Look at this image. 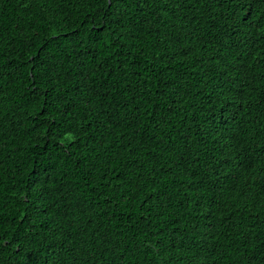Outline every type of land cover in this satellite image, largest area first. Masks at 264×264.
Segmentation results:
<instances>
[{
    "label": "snow or ice",
    "instance_id": "1",
    "mask_svg": "<svg viewBox=\"0 0 264 264\" xmlns=\"http://www.w3.org/2000/svg\"><path fill=\"white\" fill-rule=\"evenodd\" d=\"M15 4L22 12L34 5H39L41 9L45 5L48 8L56 5L66 17L69 4L75 6L77 12L86 8L84 15L91 16L92 23L99 31L89 28L83 32L72 28L74 39L69 45L72 51H68L63 45V40L67 39L65 33L54 31L37 45L34 38L36 33H28L20 24L17 35L22 41H28L29 49L35 47L36 52L22 64L15 65L8 62V52L11 51H6L8 38L0 31V69H4L5 65L8 69L6 72L0 71V251L12 247L13 243L19 248L22 243L20 240L13 242L4 238L7 229L3 227L6 217L2 210L10 199L6 191L9 169L4 166V162L12 158L5 151L8 141L4 132L12 131L8 127L12 122L5 119L8 116L5 98L10 93L4 85L14 79L21 68H28L34 98L29 103H39L40 98L47 95L53 97L56 103L64 105V116L69 127L62 129L60 143L65 145L67 140L64 151L70 162L75 158L73 167L78 171L88 169L90 174L97 170V163L106 160L107 163L100 174L103 178L101 183H93L85 176L83 192L78 185L60 187L59 181L53 179L52 171L56 168L58 174H63L64 169L54 161L48 162L52 167L34 166L31 169L32 182L25 186L23 200L30 210L22 219L26 224L35 225V232L32 241L34 247L28 249L30 255L23 251L18 253L25 259V264H136V260L132 259L136 253L151 260L153 256L163 258L164 252L180 251L178 246L189 235L196 238L184 245L185 254L191 252L193 257L200 259L198 251H203L211 259H218L223 254V249L219 247L223 241L220 240L219 231L214 230L222 231L223 223L216 219L210 204L198 198L200 211L194 212L191 218L177 215L175 213L179 212V208L173 211L175 206L172 204L171 191L178 168L183 169L185 176L190 171L195 172L191 161L207 165L202 170L203 175L196 172L200 182H204L212 170L209 161L215 156V148L212 147L204 155V149H208L209 144L200 133L212 136L219 144L220 133L228 131L221 127H215L214 130L204 128L205 122L212 123L215 120L214 116L208 120L210 110L214 108L211 98L215 91L221 107L227 105L224 107L225 112L228 108L237 109L232 114V120H237L240 113H244L249 118L246 121L249 128L259 127L261 142L256 145L259 151L250 144L246 149L249 159L246 165H240L246 173L251 172L255 176L245 179L247 187L241 190V195L246 200L264 206V126H260L253 115L257 107L264 110V0H15ZM201 9L202 15L207 16L201 28L205 24L207 28L199 35H194L188 24L194 18L200 23L194 14ZM80 22L86 24V21ZM209 36L212 39H207ZM236 36H247L248 39L237 40ZM197 40H206L203 45L206 51L219 45L215 49L216 54L210 55L208 61L195 46ZM52 45L56 47L52 48ZM135 52L139 54L135 56L136 63L133 64L130 58ZM10 58L20 60L16 55ZM142 59L146 63H141ZM189 59L194 64L210 61L217 73V77L212 78V84L208 85L214 86L213 90L204 93L207 103H202L199 108L194 101L190 104L205 117L200 122V130L194 135L177 129L169 113H175V105H183L189 95L198 98L199 94L188 93L176 77H170L165 82L164 77L156 71L158 65L164 71H171L175 64L187 66L185 62ZM145 74L157 80L160 95L152 100L144 95V91L150 97L153 95L147 87L151 81L145 78ZM133 78L136 79L135 83ZM153 103L154 115L145 107ZM48 107L53 105L49 104ZM141 109L152 115L154 123L149 122L145 126ZM73 110L83 112L81 119L86 124L73 126L69 117ZM121 128L126 129L120 132V136L127 143L116 155L127 151L128 156L122 162L112 163L108 158L112 156V149L117 142L105 143V140ZM173 133H178L179 142ZM228 140L237 142V134L233 132L229 135L221 147L227 148ZM81 143L85 147L90 143L92 150L82 156H75L74 150ZM20 150L17 145V151ZM89 157L94 161L91 168ZM224 163L230 164L231 159L226 157ZM111 173L114 176L110 179ZM12 175L17 173L13 172ZM215 179L220 182L218 174ZM188 182L191 184L193 180L189 178ZM88 189L95 193V201L90 194H86ZM105 190H110L107 196ZM57 192L59 197L56 196ZM138 199L139 206L136 204ZM63 201H67L68 207H64ZM188 203L181 201V207L191 211ZM53 204L59 211L52 208ZM102 204L107 207L102 213L97 212L96 209ZM42 205L46 210H42ZM117 208H124L127 217H118L115 214ZM109 209L112 210L111 215ZM203 209H207V212ZM154 211L157 218L168 221L179 231L173 230L165 236L157 228L155 239L146 240L142 239L141 233H129L124 228L125 223L131 229L139 227L138 221L151 222ZM256 218L264 220V215L257 214ZM201 219L204 223H200ZM113 220H119L120 223L113 225ZM169 224H164V228L167 229ZM201 229H204L203 234ZM208 232H213V236L206 248L201 240L207 239ZM143 236L147 237L148 233H143ZM244 255L239 252L236 259ZM261 255L264 256V253ZM168 258L171 259V256ZM244 264H250V261L245 259Z\"/></svg>",
    "mask_w": 264,
    "mask_h": 264
},
{
    "label": "trees",
    "instance_id": "2",
    "mask_svg": "<svg viewBox=\"0 0 264 264\" xmlns=\"http://www.w3.org/2000/svg\"><path fill=\"white\" fill-rule=\"evenodd\" d=\"M66 11L68 12L67 17L60 12L56 5H53L52 8H48L47 5H45L44 9H41L39 5H34L26 12H22L15 4V0H0V31L8 38L6 51L9 49L11 50L8 52V62L13 65L17 63L22 64L28 59L29 55L36 52L35 47L29 49L28 41L26 39L22 41L20 36L17 35L18 26L20 24H23L28 33H36L34 38L37 45L43 43L54 31L65 33L67 39L63 40V45L68 51H72V48L69 47V45H72L74 39L71 32L72 28L83 30V32H87L89 28L97 32L99 31L92 23L91 16L84 15L87 11L86 8L77 12L76 7L69 4L66 7ZM202 13L203 9L194 14L196 18H199L200 23H197V20L194 18L191 23L188 24V28L191 29L194 35H199L207 28L206 24L204 28H201V24H204V21L207 19L206 14L202 15ZM80 21H86V24ZM207 39H212V37L209 36ZM236 39L247 40L248 37L236 36ZM146 42L147 41H145V43ZM188 43H193V41H188ZM204 44H206V40L195 41V46L199 49L204 59L208 61L210 55L216 54L215 49L218 48L219 45L206 51L203 47ZM51 47L55 48L56 46L52 45ZM140 47H142V45H140ZM241 47L243 48V46ZM138 54V52H135L133 57L130 58L133 64L136 63L135 56ZM13 55L19 56L20 60H11L10 57ZM239 58L240 50H238L237 60H239ZM243 59H247V57H243ZM141 63L146 62L142 59ZM185 63L187 66H181L179 64L172 65L171 71H164L162 67L158 65L156 71L158 75L164 77L165 82H167L170 77H176L178 81L184 84L188 93L199 94L198 98L189 95L183 105L180 103L175 105L177 109L175 113H169L177 129L184 133L191 132L194 135L200 130V122L204 121L205 117L190 107V104L194 101L196 107L199 108L202 103H207V98L204 93L213 90L214 86L208 87V85L212 84V78L217 77V73L210 61L204 64H194L193 60L189 59ZM126 67H128V65H126ZM129 70L131 71L132 69L130 68ZM0 71H8L7 65H5L4 69H0ZM233 74L238 75V73ZM145 78L151 81L147 87L152 90L153 95L151 97L148 96L147 91H144V95L149 100H152L153 97L160 95L157 80L150 74H145ZM6 79L8 78L6 77ZM133 82H136L135 78H133ZM45 87H47V85H45ZM4 88L10 93V95L5 98V108L8 111V116L5 119L12 122V124L8 126L12 128V131L4 132V136L8 141L5 151L12 157L4 162V166L9 169L6 181L8 188L6 191L10 198L7 207L2 210L6 217L3 227L7 229L4 238L13 242L20 240L22 243L19 248H17L16 243H13L12 247L4 248L3 251H0V264H25V259H22L18 253L23 251V253L30 255L28 249L34 247L32 241L34 239L33 233L35 232V225L26 224L24 223V219H22L30 210V206H25L23 200L24 191H26L25 186L30 185L32 182L31 169L34 166L41 168L52 167L48 162L54 161L56 165L64 169L63 174H58L56 168H53L52 171L53 179L59 181L60 187L64 188L66 184H71L73 187L78 185L83 192L85 191V176L92 180L93 183H101L103 178L100 174L104 172L107 160L104 163H97V170L92 171L90 174L88 169L78 171L73 167L76 163L75 158L70 162L64 151L67 140L65 139V145H61L60 143L62 139V129L69 127V123L64 116V105L63 103H56L53 97L47 95L42 96L39 103H29L30 100L34 101V98L32 96V79L28 68H21L20 72L16 74V77L10 79L9 82L4 85ZM55 95L54 93L53 96ZM164 99H168V97ZM218 100L219 98L214 91L211 98L214 108L210 110L211 115L208 116V120H212L213 116L215 120L212 123L205 122L204 128L214 130L215 127H221L227 128L228 131H222L220 133L221 140L219 144L216 143L212 136H205L204 132L200 133L201 136L207 139L209 144V148L204 149V155H207L212 147L215 148V156L209 161L212 164V170L207 174V179L204 182H200L196 176V172L203 175L204 173L202 170L207 165L203 163L196 164L195 161H191L195 172L190 171L188 176L184 175L183 169L178 168V175L173 180L174 186L172 187L171 196L172 204L175 206L173 211L175 212V208H179V212L175 214L184 215L189 218H191L194 212L200 211L199 199L210 204L212 211L216 213V219L223 223L222 231L219 229L214 230L220 233V240L223 241V244H220L219 247L223 249V254L216 260L211 259L205 252L198 250L200 259L193 257L191 252L185 254L184 245L188 244L190 239L196 238L189 235L186 236L184 241L178 246L179 249H181L180 251L172 250L171 253L164 252L163 258L153 256L151 260L141 256L140 253H136V255L132 257L133 260H136V264H244L245 259L249 260L250 264H264V256L261 255V253H264V220L256 218L257 214L264 215V206L253 203L251 200H246L241 195V190L247 187L245 179L255 176L254 173H246L244 168L240 167V165H246L249 159L246 149H248L250 144L256 151H259L256 147V145L261 142L259 127L253 126L249 128L246 123L249 118L246 117L244 113H240L237 120H232V114H234L237 109L228 108L227 112H225L224 107H227V105L225 104L224 107H221ZM49 104L53 105V107L49 108ZM41 105H43V107H41ZM145 107H147L149 112L153 115L155 114L154 103L145 105ZM149 112H145L141 109L146 127L149 125V122L154 123L152 115H149ZM262 113H264V110L259 107L253 112L257 121L260 122V126H264V114ZM82 116L83 112L78 110H73V112L69 114L73 126L78 127L81 124H86V121L81 119ZM157 119H159V117H157ZM181 125H183V128H181ZM125 130V128H121L119 131L115 132L114 135L105 140V143L110 141L117 142L112 149V156L108 158L112 163L116 161L122 162L128 156L127 151H123L122 155H116L121 152L124 144L127 143V141L120 136V132ZM233 132L237 134V142L234 143L228 140L227 148L221 147L224 141ZM64 135L67 136L66 133ZM173 135L176 136L179 142L178 133H173ZM253 137H255L254 140ZM194 138L196 137L194 136ZM17 145L20 146V151H17ZM91 150L92 146L90 143L88 147H85L84 144L81 143L74 152L75 156H82L85 152H91ZM253 155H255V152ZM226 157L231 159L230 164L224 163ZM93 162L92 158L89 157V168H91ZM117 171H119V169H117ZM13 172L17 173V175H12ZM217 174L220 177L219 183L215 179ZM113 176L114 173H111L109 178L111 179ZM189 178L193 180V183L190 184L188 182ZM177 189L179 190L177 191ZM233 189H235V191H233ZM256 190L259 191V188L257 187ZM109 191L110 190H105V196L109 194ZM13 193H16V195H13ZM86 194H90L93 201L96 200V195L91 189H88ZM59 195L60 194L57 192L56 196L59 197ZM100 199L103 200V197ZM181 201H188V208L191 209V211L181 207ZM213 201L215 202L213 203ZM63 204L64 207H68L67 201H63ZM136 204L139 206V199L136 201ZM51 206L54 210L59 211L56 205L53 204ZM41 207L42 210H46L43 208V205ZM105 207H107V205L102 204L96 211L102 213ZM32 211L34 212L35 209H32ZM202 211L207 212V209H203ZM109 214H112L111 209H109ZM115 214L118 217L124 216L125 218L128 215L124 208L115 209ZM112 223L116 225L119 224L120 221L113 220ZM200 223H204L203 219H201ZM138 224V228L129 229L127 223H125L124 228L129 233L132 231L141 233L142 239L146 240L155 239V230L157 228H159L161 232H164L165 236H167L169 232L176 230L168 221L157 218L155 211L153 212L151 222L147 220L142 222L138 221ZM164 224H169V227L165 229L163 226ZM113 230L115 231L116 229L114 228ZM145 232L148 233L147 237L143 236ZM203 233L204 229H201V234ZM206 235L207 239L201 240V243L207 248L209 242L212 240L213 232H208ZM157 247H159V245H157ZM13 249L16 250L13 251ZM239 252H243L245 255L237 260L236 256L239 255ZM169 256H171V259L168 258Z\"/></svg>",
    "mask_w": 264,
    "mask_h": 264
}]
</instances>
